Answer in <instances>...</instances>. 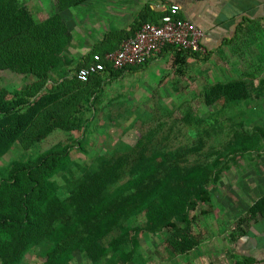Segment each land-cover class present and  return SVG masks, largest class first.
<instances>
[{"label": "rangeland", "instance_id": "rangeland-1", "mask_svg": "<svg viewBox=\"0 0 264 264\" xmlns=\"http://www.w3.org/2000/svg\"><path fill=\"white\" fill-rule=\"evenodd\" d=\"M17 2L39 26L55 20L53 30L62 38L48 65L47 79L0 70V96L8 103L29 100L30 105L47 98L41 113L36 115L40 122L43 114L55 110L57 115L77 117L80 123L70 131L54 129L36 143L31 138L36 130L27 131V139L16 138L0 156V172L13 161L37 159L57 144L71 145L69 164L54 178L58 195L64 199L86 174L116 152L120 155L130 152L146 136L154 146L163 149L191 146L196 143L200 128L207 127L203 121L211 120L212 138L206 141L205 156L198 158L209 164L211 179L204 187L203 196L207 199L189 210V221L178 223L176 228L146 231L142 227L143 215L138 214L123 224L129 246H121L117 253L98 263L77 254L70 264H141L142 259L148 261L147 257L155 254L184 253V245L180 244L184 235L190 242H196L198 231L202 232L208 222H213L214 210H218L231 184L239 176L242 182L249 176L246 168L261 151L264 56L238 45L232 54L234 60L218 67L212 62L209 65L188 62L185 54L175 52L170 59L161 58L158 65L127 70L118 77L105 74L99 77L100 85L95 80L89 85H80L73 76L76 68L89 57L86 47L90 44L77 33L83 32L85 22L90 27L92 21L94 25L98 23L101 12L98 10L104 2L109 5L108 0ZM96 51L99 49L94 47L91 53ZM192 121L200 123L198 129L190 125ZM227 201L228 197L223 205ZM46 249L41 246L32 250L19 264H45ZM128 253L130 257L124 258L123 254Z\"/></svg>", "mask_w": 264, "mask_h": 264}, {"label": "trees", "instance_id": "trees-1", "mask_svg": "<svg viewBox=\"0 0 264 264\" xmlns=\"http://www.w3.org/2000/svg\"><path fill=\"white\" fill-rule=\"evenodd\" d=\"M17 1L0 0V70L47 79L48 65L62 35L58 38L53 30L55 20L39 26ZM160 18L151 19L146 8L126 37L116 36L126 40L144 23H158ZM56 28L59 31V24ZM112 51L104 48L93 54ZM90 63L80 64L76 72ZM127 70L132 68H109L86 83L73 78L80 85L93 80L100 85L99 77H118ZM43 98L30 105L29 100L8 103L0 96V156L16 138L27 139L31 129L36 130L31 137L36 143L54 129L70 131L80 123L77 117L57 115L55 110H48L40 122L36 115L48 100ZM203 123L207 127L200 128L191 146L163 149L146 136L130 152H116L86 174L64 199L58 195L54 178L69 164L73 146L60 143L37 159L13 161L0 172V264H19L41 246L47 248L45 264H70L77 254L98 263L121 246H129L123 224L138 214L143 215L146 231L176 228L178 223L188 222L189 210L207 199L203 197L204 187L211 179L207 161L198 160L205 156L206 141L213 131L211 120ZM199 124L192 121L190 125L198 129ZM184 241L180 243L184 251L195 245L186 235Z\"/></svg>", "mask_w": 264, "mask_h": 264}, {"label": "crops", "instance_id": "crops-1", "mask_svg": "<svg viewBox=\"0 0 264 264\" xmlns=\"http://www.w3.org/2000/svg\"><path fill=\"white\" fill-rule=\"evenodd\" d=\"M119 1L111 4L108 0L109 5L104 2L100 10L93 9L94 14L101 11L98 23L94 25L92 21L90 27L85 22L83 32L77 33L90 44L86 47L89 57L85 58V63L91 61L94 47L117 50L124 37L116 35L126 37L146 8L150 9V18L157 19L173 4L180 6L181 18L191 21L205 34L202 44L207 54H185L186 61L206 62L207 65L212 62L223 67L227 61L234 60L232 54L238 45L264 56V0ZM175 52L179 51L167 47L146 65L131 68L158 65L161 58L170 59ZM259 149L253 164L246 168L249 176H245L243 182L239 176L231 184L218 210H214L213 222H208L202 232L198 231L194 248L180 254L148 256V261L144 258L141 264H264V142ZM227 197L229 202L223 205Z\"/></svg>", "mask_w": 264, "mask_h": 264}, {"label": "built area", "instance_id": "built-area-1", "mask_svg": "<svg viewBox=\"0 0 264 264\" xmlns=\"http://www.w3.org/2000/svg\"><path fill=\"white\" fill-rule=\"evenodd\" d=\"M179 12V5H171L158 23H144L133 37L121 43L118 50L103 55L93 54L91 63L80 68L75 77L86 83L109 68L124 70L141 67L167 47L189 54L206 55L207 49L202 44L204 32L191 21L181 18Z\"/></svg>", "mask_w": 264, "mask_h": 264}]
</instances>
